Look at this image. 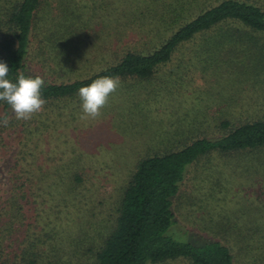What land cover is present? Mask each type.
Returning <instances> with one entry per match:
<instances>
[{"label": "trees", "instance_id": "16d2710c", "mask_svg": "<svg viewBox=\"0 0 264 264\" xmlns=\"http://www.w3.org/2000/svg\"><path fill=\"white\" fill-rule=\"evenodd\" d=\"M175 3L180 14L171 16H179L180 25L158 47L145 51L143 35L125 34L116 41L115 35L89 38L88 24L80 16L64 18L67 23L57 28L49 21L46 31L40 30L41 16L52 10L59 16L68 15L62 13L65 9L83 13L84 6L75 0H0V61L9 67L7 78L16 83L20 73L42 77L46 101L27 121L17 120L0 101V120L9 117L8 128L0 130V149L4 155L11 149L0 181V264H158L175 259L232 264L228 246L213 236L195 243L167 234L172 224L178 226L172 202L185 166L212 153L240 156L263 145V119L233 124L235 112L224 111L214 127L217 137L200 136L145 153L108 208L100 197L103 181L86 177L87 169L80 164H60L52 153L48 157L53 136L39 130L60 125L49 120L51 114L54 119L69 105L70 111L76 110L81 87L104 76L152 78L181 45L213 28L214 40L207 38L202 48H194L203 55L237 46L264 52V0Z\"/></svg>", "mask_w": 264, "mask_h": 264}, {"label": "rangeland", "instance_id": "374dc122", "mask_svg": "<svg viewBox=\"0 0 264 264\" xmlns=\"http://www.w3.org/2000/svg\"><path fill=\"white\" fill-rule=\"evenodd\" d=\"M75 1L84 6L83 13L65 9L62 13L68 15L59 16L52 10L41 16L40 30L46 31L49 21L57 28L67 23L64 18L80 16L88 24L89 38L115 35L116 41L125 34L143 35L145 51H149L180 25L179 16H171L180 14L175 0H162L163 4L156 0ZM216 31L213 28L181 45L152 78L120 79L100 117L82 120L80 104L75 111L69 105L54 115L55 121L51 114L49 120L60 125L39 128L53 136L48 157L52 153L60 164H80L87 169L86 177L101 179L106 188L100 197L108 208L137 160L152 149L200 136L217 137L214 127L224 111L236 113L230 118L233 124L264 120V52L237 46L203 55L194 49L202 48V40L213 41ZM238 103L240 108H231ZM2 152L1 148L0 181L11 149L7 148V155ZM172 209L178 226L172 224L167 234L175 240L204 243L213 236L212 240L228 246L232 264H264V144L240 156L212 153L185 166ZM158 264L186 262L175 259Z\"/></svg>", "mask_w": 264, "mask_h": 264}, {"label": "clouds", "instance_id": "9594fccd", "mask_svg": "<svg viewBox=\"0 0 264 264\" xmlns=\"http://www.w3.org/2000/svg\"><path fill=\"white\" fill-rule=\"evenodd\" d=\"M9 67L0 61V101L5 102L17 120H30L34 114L43 110L46 101L41 91L45 80L40 76L26 77L20 73L17 82L13 83L7 78ZM119 77L104 76L92 81L89 85L78 90L81 107V119H96L102 115V109L109 103L110 96L120 87ZM4 126L9 123L5 115L0 120Z\"/></svg>", "mask_w": 264, "mask_h": 264}]
</instances>
